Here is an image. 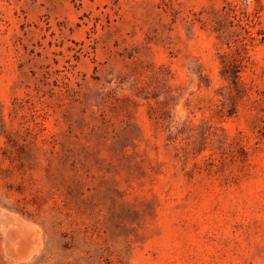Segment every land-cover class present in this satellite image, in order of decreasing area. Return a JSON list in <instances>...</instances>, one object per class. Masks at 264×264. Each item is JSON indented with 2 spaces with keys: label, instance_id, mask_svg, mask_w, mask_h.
<instances>
[{
  "label": "rangeland",
  "instance_id": "1",
  "mask_svg": "<svg viewBox=\"0 0 264 264\" xmlns=\"http://www.w3.org/2000/svg\"><path fill=\"white\" fill-rule=\"evenodd\" d=\"M0 264H264V0H0Z\"/></svg>",
  "mask_w": 264,
  "mask_h": 264
}]
</instances>
